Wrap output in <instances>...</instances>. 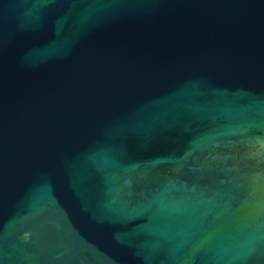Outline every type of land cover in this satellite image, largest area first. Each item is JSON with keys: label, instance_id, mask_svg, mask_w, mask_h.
<instances>
[{"label": "water", "instance_id": "obj_1", "mask_svg": "<svg viewBox=\"0 0 264 264\" xmlns=\"http://www.w3.org/2000/svg\"><path fill=\"white\" fill-rule=\"evenodd\" d=\"M0 264H264V0H0Z\"/></svg>", "mask_w": 264, "mask_h": 264}]
</instances>
